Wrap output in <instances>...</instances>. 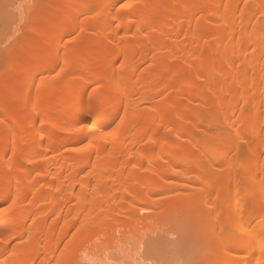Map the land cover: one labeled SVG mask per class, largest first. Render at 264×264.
Segmentation results:
<instances>
[{
    "label": "bare ground",
    "instance_id": "obj_1",
    "mask_svg": "<svg viewBox=\"0 0 264 264\" xmlns=\"http://www.w3.org/2000/svg\"><path fill=\"white\" fill-rule=\"evenodd\" d=\"M59 1L1 61L0 264H102L189 206L207 264H264V0Z\"/></svg>",
    "mask_w": 264,
    "mask_h": 264
},
{
    "label": "rangeland",
    "instance_id": "obj_2",
    "mask_svg": "<svg viewBox=\"0 0 264 264\" xmlns=\"http://www.w3.org/2000/svg\"><path fill=\"white\" fill-rule=\"evenodd\" d=\"M66 1L69 3L71 0H65V2ZM60 3L61 1L59 0H0V77L2 76L1 61L4 60L3 58L16 49V43H18V41L20 42L23 36L34 38V30L40 29L44 25L42 17L51 15L53 10L59 6ZM68 20L69 18L64 19L58 27L66 25ZM52 40V38L47 40V51L50 50L49 45ZM11 57L13 59L11 64H14L20 55H13ZM43 63L44 60L39 62V64ZM199 110L200 118L205 122L208 121L209 114L206 108L200 105ZM210 118L212 117L210 116ZM207 135L209 134H205L199 129L195 131V139L197 141L202 140L200 143L202 142L204 145L207 144V147L209 145L213 146L215 143L214 138H210L211 135ZM212 142L213 144H211ZM196 209V206H189L185 209L177 210L172 216H160L158 221L145 229L146 231L144 230L145 234L142 232L143 234H139L132 240L123 237L115 240L114 251L110 249L112 252L109 253L110 251L108 252V249L105 252L104 260H106V262L103 260L104 263L102 264H108L107 261L109 264H111L110 262H114L113 264H129L127 263V261H129L128 253L122 250V248H125L124 246L133 248L132 251L134 252V256H138L134 261L138 262L139 259L138 264H207L206 252L208 248L213 247V241L210 237L208 238L207 223L198 225L197 222L194 221ZM140 235L143 236L144 240H142V236L140 237ZM142 241H144L145 243L143 242V244L146 245H143ZM115 248L120 250V252ZM123 253L125 255L127 254V257L123 255ZM84 262L85 261L82 260L79 261L80 264H91L90 262ZM129 262L131 263V261Z\"/></svg>",
    "mask_w": 264,
    "mask_h": 264
},
{
    "label": "snow or ice",
    "instance_id": "obj_3",
    "mask_svg": "<svg viewBox=\"0 0 264 264\" xmlns=\"http://www.w3.org/2000/svg\"><path fill=\"white\" fill-rule=\"evenodd\" d=\"M123 7H127V5H122Z\"/></svg>",
    "mask_w": 264,
    "mask_h": 264
}]
</instances>
